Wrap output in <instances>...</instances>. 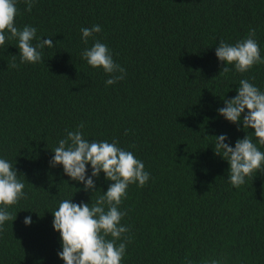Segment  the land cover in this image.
Returning <instances> with one entry per match:
<instances>
[{"label":"trees","instance_id":"obj_1","mask_svg":"<svg viewBox=\"0 0 264 264\" xmlns=\"http://www.w3.org/2000/svg\"><path fill=\"white\" fill-rule=\"evenodd\" d=\"M25 7L17 0L15 26L36 28L54 47L32 64L20 62L9 33L0 45V158L16 168L26 194L0 205L16 217L0 232V264H64L53 212L64 200L91 206L107 192L103 172L93 178L95 191H84L62 165L50 166L59 140L81 123L84 139L117 141L150 173L143 187L128 186L118 206L129 229L116 241L126 242L121 264H264V172L233 187L229 163L214 152L221 134L232 147L248 134L264 152L254 130L243 128V114L237 125L218 113L241 79L264 92V64L220 73L228 65L215 55L221 40L235 45L255 29L264 58V0H36L30 13ZM93 25L102 31L85 43L80 30ZM96 40L126 70L123 80L106 85L102 67L82 58Z\"/></svg>","mask_w":264,"mask_h":264},{"label":"clouds","instance_id":"obj_2","mask_svg":"<svg viewBox=\"0 0 264 264\" xmlns=\"http://www.w3.org/2000/svg\"><path fill=\"white\" fill-rule=\"evenodd\" d=\"M25 11L31 12L36 0H23ZM17 0H0V45H4L5 32L8 39L18 41L21 63L42 61L41 50L54 47L52 39L36 37L37 29L24 26L18 29L14 19L17 14ZM82 39L87 43L88 38L102 31L99 25L91 28H81ZM255 29H250L246 38L231 45L221 40L215 49L219 61L226 65L220 73L231 71L229 65H234L239 73H245L256 64H264L260 48L256 40ZM37 43L33 45V40ZM82 58L93 68L102 67L109 75L106 85H113L125 78L126 70L115 63L110 49L104 43L96 40L82 52ZM13 67L17 65L13 64ZM225 106L218 109L219 115L227 121L239 125L243 114L244 129H253L252 133L260 145H264V92L260 91L248 79H241L237 95L232 99H224ZM245 109L247 112L245 113ZM83 123L78 130L67 131L65 138L59 140V146L53 152L50 166L62 165L64 173L72 180L82 183L84 191H95L93 178H98L103 172L106 180L111 181L106 193L99 196L95 203H73L64 200L53 212V227L60 234L62 251L58 253L64 264H121L126 252V242L119 246L116 241L129 229L120 225L126 212L119 210L122 198L126 197V190L130 184L138 182L143 187L150 178L145 171L144 163L138 160L130 151L117 146V141L89 142L83 138ZM226 134L215 137L214 152L222 156L229 165L228 179L233 187L239 188L254 172H264V152L260 151L247 134L243 139H237L232 147L225 141ZM91 165V175L86 176V165ZM16 168L5 159L0 158V205L12 206L25 198L24 183L18 180ZM12 214L0 208V232L6 221H14ZM25 225L32 223L31 216L24 220ZM111 236L112 239L106 237ZM211 264H220L212 260Z\"/></svg>","mask_w":264,"mask_h":264}]
</instances>
